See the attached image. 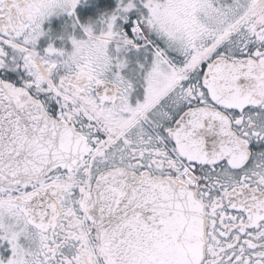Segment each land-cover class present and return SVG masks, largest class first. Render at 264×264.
<instances>
[{
    "label": "snow or ice",
    "instance_id": "1",
    "mask_svg": "<svg viewBox=\"0 0 264 264\" xmlns=\"http://www.w3.org/2000/svg\"><path fill=\"white\" fill-rule=\"evenodd\" d=\"M0 264H264V0H0Z\"/></svg>",
    "mask_w": 264,
    "mask_h": 264
}]
</instances>
